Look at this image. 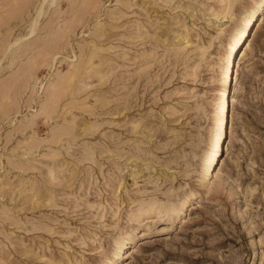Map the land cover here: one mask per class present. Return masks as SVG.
<instances>
[{
  "label": "rangeland",
  "instance_id": "rangeland-1",
  "mask_svg": "<svg viewBox=\"0 0 264 264\" xmlns=\"http://www.w3.org/2000/svg\"><path fill=\"white\" fill-rule=\"evenodd\" d=\"M0 264H264V0H0Z\"/></svg>",
  "mask_w": 264,
  "mask_h": 264
},
{
  "label": "bare ground",
  "instance_id": "bare-ground-1",
  "mask_svg": "<svg viewBox=\"0 0 264 264\" xmlns=\"http://www.w3.org/2000/svg\"><path fill=\"white\" fill-rule=\"evenodd\" d=\"M250 18H249V22H250V20H251V18H252V15H250L249 16ZM246 23V22H245ZM244 30V29H243ZM235 36H236V38H235V43H237L238 41H239V39L240 38H242L243 37V32H241V30L239 31H237L236 32V34H235ZM223 108H224V104H223V102L221 103V106H220V112L223 110ZM219 125H220V123H219ZM222 125H223V122H222ZM216 137V136H215Z\"/></svg>",
  "mask_w": 264,
  "mask_h": 264
}]
</instances>
